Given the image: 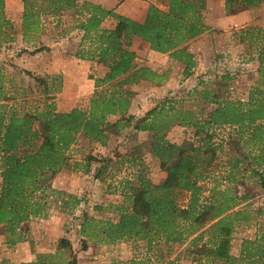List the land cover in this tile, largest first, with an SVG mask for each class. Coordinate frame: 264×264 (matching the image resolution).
<instances>
[{
  "label": "trees",
  "instance_id": "trees-1",
  "mask_svg": "<svg viewBox=\"0 0 264 264\" xmlns=\"http://www.w3.org/2000/svg\"><path fill=\"white\" fill-rule=\"evenodd\" d=\"M20 1L24 37H33L29 32L39 31L41 15L56 17L73 12L82 40L88 39L87 49H79L75 56L96 62L104 73L90 76L94 90L86 108L62 111L56 110L53 102L62 86L60 73L34 79L33 86L18 87L14 94L8 93L0 76V234L5 243L13 245L22 240L19 227L23 222L47 218L52 198L68 213L80 202L75 195L49 184L50 178L66 164V150L79 135L91 143L105 144L110 133L129 126L135 132H147L144 144L148 154L158 160L165 178L153 182L144 173H137L133 179H125L120 190L123 200L116 206V221L84 214L79 226L82 248L85 239L95 235L109 244L126 237L138 238L146 241L148 248L152 241H162L168 249L169 244L188 241L191 251L203 256L197 258L199 264H264V220L252 238L241 240L237 255L231 252L237 223L250 220V209L237 208L248 194L238 195L232 184L243 182V172L251 169L255 184L264 192V96H254L249 90L247 101L233 100L220 96L217 90L204 88L194 90L201 96L198 109H175L166 100L170 106L164 117L159 116L165 109L163 104L140 118L126 114L133 92L125 86L159 75L150 67L135 63L134 40L145 42L153 51L167 53L172 61L183 65L184 76H189L195 60L187 42L207 28L202 15L205 0H154L164 2L166 8L149 2L139 19L91 0ZM261 2L225 0V12L258 7ZM128 8L139 12L129 5ZM107 17L115 20L112 27L101 26ZM8 30H13L12 22L5 13V0H0V41L14 39ZM257 91L264 92L258 88ZM115 114L119 115L115 121L108 120L109 115ZM172 123L192 127L191 136L181 142L166 138ZM219 129L225 132L221 134ZM228 149L238 155L229 154ZM223 153L227 157L218 161L222 167L216 171L218 178L206 189L203 183L215 171L214 162ZM91 159L95 158L89 156ZM76 167L90 171L88 161H76L73 168ZM99 171L96 169L95 177L101 176ZM183 195L187 200L180 204L178 199ZM46 258L47 254L38 253L34 261L21 264H50ZM75 259L72 256L67 264H76Z\"/></svg>",
  "mask_w": 264,
  "mask_h": 264
},
{
  "label": "rangeland",
  "instance_id": "rangeland-1",
  "mask_svg": "<svg viewBox=\"0 0 264 264\" xmlns=\"http://www.w3.org/2000/svg\"><path fill=\"white\" fill-rule=\"evenodd\" d=\"M122 1L132 10L139 11L132 15L133 18L142 17L147 4L142 5L138 0ZM151 2L161 9L166 8L164 2ZM214 2L219 8L224 5L222 0ZM22 9L20 0H5V13L13 26V30L7 32L14 39L0 41L2 84L9 94H14L18 87L33 86L34 79L60 73L62 86L53 97L56 110L86 108L94 90L90 76H102L104 69L96 62L75 56L79 49L86 50L88 46V39L82 40V30L77 27L76 15L73 12L56 17L41 15L39 31L29 32L33 37H24L21 30ZM223 9L225 11V7ZM250 10L253 19L250 29L244 27L240 34L233 27L212 29L208 32L209 36L200 42H197L200 35L187 42V49L199 54L195 69H192L189 76H184L183 65L172 61L167 53L153 51L145 42L135 39L132 44V49L137 54L135 63L148 66L159 75L152 80H140L125 86L133 92L126 114L140 118L154 107L161 108L162 104L165 109L159 116L163 117L170 104L179 110H195L201 103V96L194 90L204 88L217 90L220 96L233 100L247 101L249 90L254 96H264V92L257 91V88L264 91V0L258 7ZM114 23V19L107 17L101 26L109 28ZM194 42L197 43L193 45ZM61 69L66 74L65 85ZM200 81L202 83H198ZM166 100L171 103L168 104ZM118 117L115 114L107 118L115 121ZM133 123L134 121L131 122ZM192 131V127L172 123L165 135L172 141L181 142L189 138ZM218 131L221 134L225 132L221 129ZM147 139V132H135L129 126L110 133L105 144L91 143L79 135L66 150V164L50 178L49 184L52 188L75 195L80 202L68 213L66 210L62 211L56 198H52L47 218H32L20 224L19 230L23 233L20 241H28L32 251L36 243L44 247L43 242L49 241L53 252L44 250L39 253L47 254L45 262L50 264H67L72 256H75L76 264H199L197 258L202 259L203 256L191 251L188 241L181 245L169 244V249L162 241H152L148 248V243L138 238L126 237L109 244L99 241V235H95L91 239L86 238L85 248H82L83 237L79 226L84 214L98 220L116 221V206L123 200L120 190L125 179H133L137 173H144L153 182L165 178L158 160L148 154L144 144ZM227 151L234 156L238 155L233 149ZM89 156L95 159L89 161ZM226 157L223 153L214 162L215 171L203 183L206 189L216 182V171L222 169L218 166V161L225 160ZM76 161L82 164L88 161L90 171L85 172L80 167L74 169ZM103 164L105 168H102ZM96 169L100 170L101 176L95 177ZM243 174V182L238 180L232 185L238 195L248 194L247 199L237 208L241 206L250 209V220L248 223L239 222L235 227L231 248L234 255L238 254L241 240L252 238L256 228L264 220V192L255 184L256 177L252 176L251 169ZM218 181L226 185L224 181ZM186 200V195L178 199L180 204H185ZM0 264L6 263L0 260Z\"/></svg>",
  "mask_w": 264,
  "mask_h": 264
},
{
  "label": "crops",
  "instance_id": "crops-1",
  "mask_svg": "<svg viewBox=\"0 0 264 264\" xmlns=\"http://www.w3.org/2000/svg\"><path fill=\"white\" fill-rule=\"evenodd\" d=\"M93 1L99 2L100 4L106 7H114L118 13H123L127 15H132L135 13V11H130L128 6L125 5V1L122 0ZM222 1L225 2L224 0ZM138 2L142 3V5H144L143 3L148 5V3L151 1L138 0ZM214 5H216L217 8H215ZM221 6L222 7L219 8L218 5L214 2V0H205V8L202 12V15H204L203 22L208 29H205L204 32L200 34V37L198 38L197 42H200L203 38L209 36L208 32L212 29H226L233 27V29L235 31H238L239 34L242 33L241 31L244 27H247L244 29H250V23L253 21L252 16L250 15V8H243L239 9L234 13L225 14V11L223 9L224 5L222 4ZM197 42H194L192 44L195 45ZM190 52L193 53V57L197 62L199 54H194V50H190ZM197 65L198 64L196 63V66ZM193 69H195V67ZM61 71L63 72V83L65 85L66 74L64 69H61ZM43 243H45L44 247L40 246L41 244L36 243L34 245V251H32L28 241H20L13 245H8L5 243L4 235L0 234V260H2L6 264H21L22 262L34 261L36 259V253L42 252L44 250L53 252V250L50 248L51 243H49V241H44Z\"/></svg>",
  "mask_w": 264,
  "mask_h": 264
}]
</instances>
